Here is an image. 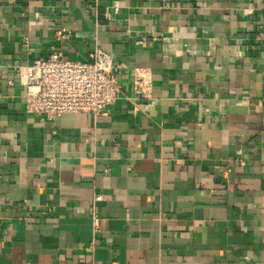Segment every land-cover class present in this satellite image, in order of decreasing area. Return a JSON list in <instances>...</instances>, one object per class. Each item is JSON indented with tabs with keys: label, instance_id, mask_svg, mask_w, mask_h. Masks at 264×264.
<instances>
[{
	"label": "crops",
	"instance_id": "0c3cea01",
	"mask_svg": "<svg viewBox=\"0 0 264 264\" xmlns=\"http://www.w3.org/2000/svg\"><path fill=\"white\" fill-rule=\"evenodd\" d=\"M95 46L122 82L101 115L8 84ZM0 264H264V0H0Z\"/></svg>",
	"mask_w": 264,
	"mask_h": 264
},
{
	"label": "built area",
	"instance_id": "2783aa9c",
	"mask_svg": "<svg viewBox=\"0 0 264 264\" xmlns=\"http://www.w3.org/2000/svg\"><path fill=\"white\" fill-rule=\"evenodd\" d=\"M68 38L65 27L55 32V39ZM135 95L149 99L152 95L150 73L145 68H134L127 75ZM18 83L23 88L24 108L28 113L44 116L47 120L68 113L103 114L122 92L115 61L110 52L95 46L88 60H69L60 50L48 53L31 64L17 65L9 85ZM95 200L101 196L96 195ZM93 232L98 230V217L91 212Z\"/></svg>",
	"mask_w": 264,
	"mask_h": 264
}]
</instances>
